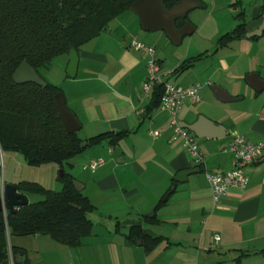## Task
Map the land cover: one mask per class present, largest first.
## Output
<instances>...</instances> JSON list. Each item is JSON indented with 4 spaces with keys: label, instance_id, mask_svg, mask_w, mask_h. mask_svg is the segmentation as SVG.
Returning <instances> with one entry per match:
<instances>
[{
    "label": "crops",
    "instance_id": "crops-1",
    "mask_svg": "<svg viewBox=\"0 0 264 264\" xmlns=\"http://www.w3.org/2000/svg\"><path fill=\"white\" fill-rule=\"evenodd\" d=\"M196 1L202 19L193 26L192 32H198L203 46L191 48L188 45L184 52L175 51L173 69L169 73L173 80H161L182 88L203 86L198 103L184 102L176 115L179 126L191 125L198 117L203 118L201 137H194L203 154L200 167L193 165L178 140L170 141L172 130L168 114L156 107L146 118L143 116L149 102L141 91L145 56L129 48L128 42L132 37L142 39L138 41L155 49L162 38L157 36L156 40H151L140 36L136 31L137 19L130 11L111 20L108 25H112V29L107 25V32L77 50L73 78L64 74L67 55L59 56L62 60L58 79L41 77L60 88L65 106L79 124L76 134L81 141L105 133L125 134L115 145L104 140L96 146H85L78 154L83 160L82 166L100 162L90 174L97 196L92 206L115 220L114 233L121 237L115 244L120 251L121 264H234L232 260L240 252L249 255L239 264H264V259L256 254L264 248V148L261 156L243 169L248 177L246 187L228 190L217 204L210 200L203 175V171L224 174L231 170L232 160L226 145L233 135L253 145H264V97L259 101L257 98L263 90L254 92L244 82V77L251 73L264 81V39H249L264 32V0ZM229 9L236 12L235 16L243 15L245 35L217 47L219 37L238 23ZM112 30H121L122 40L114 37ZM205 43L210 47H204ZM200 55L185 72L171 74L181 62ZM155 58L160 70L161 60ZM208 85L223 93V102L215 100L210 87L205 88ZM151 133L155 134L154 138ZM22 163L13 162L18 168L23 167ZM50 165L40 167L49 171L57 169ZM193 169L199 172L186 176L181 183L174 182L177 173ZM69 175L75 179L71 172ZM19 178L8 170L4 180L7 185H15L21 182ZM5 185L0 184V195ZM170 188L172 191L168 192ZM159 203L160 207L153 213ZM149 212L154 214L156 223H142L141 229L161 241L144 253L140 243L137 247L127 246L124 236L127 222L136 221ZM120 218L121 222L116 221ZM119 227H126V231L121 233ZM213 236L219 237L217 244L211 241ZM31 237L39 244L36 254L40 264H91L87 261L90 256L85 254L88 250L113 245L111 241L102 243L98 239L102 237L96 233H91L80 247L73 249L41 240L44 236Z\"/></svg>",
    "mask_w": 264,
    "mask_h": 264
},
{
    "label": "trees",
    "instance_id": "trees-1",
    "mask_svg": "<svg viewBox=\"0 0 264 264\" xmlns=\"http://www.w3.org/2000/svg\"><path fill=\"white\" fill-rule=\"evenodd\" d=\"M133 1L0 0V151L18 154L29 167L57 166L56 180L61 185L58 192L31 182L13 185L15 192L25 199L27 195H38L42 200L15 207L12 213L0 211V264H30L26 250L12 244V238L44 236L73 249L80 247L82 240L91 234L92 224L87 215L94 208L82 192L74 190V179L62 171V165L80 154L85 146H96L104 140L115 145L125 134L105 133L84 142L77 134H66L56 117L53 100L61 91L46 83L39 73L47 70L54 58L67 55L70 49L77 52L89 40L107 32L108 23L129 11ZM178 1L163 0L162 6L169 9ZM235 19L237 25L219 37L217 47L244 37L243 15L239 13ZM184 21L177 20L175 28ZM249 39H264V32ZM201 56L181 62L171 74L185 72ZM21 62L36 72L43 87L12 83L11 74ZM161 94L162 85L154 86L143 111L145 118L158 106ZM262 109L264 118V101ZM82 142L85 146L80 148ZM160 205L154 207L153 213ZM153 213L150 218L142 216L125 222L127 246H135L138 241L143 252L148 253L161 241L141 229L142 223L155 222ZM256 254L264 259V248ZM248 255L240 252L232 262L239 264Z\"/></svg>",
    "mask_w": 264,
    "mask_h": 264
},
{
    "label": "rangeland",
    "instance_id": "rangeland-1",
    "mask_svg": "<svg viewBox=\"0 0 264 264\" xmlns=\"http://www.w3.org/2000/svg\"><path fill=\"white\" fill-rule=\"evenodd\" d=\"M229 13L235 16L234 10L229 9ZM201 11L200 9H194L186 15V20L185 22L190 25L192 29L194 25H198L199 21L202 19L201 16ZM111 23V22H110ZM108 23V24H110ZM138 24V23H137ZM110 29H112V25H108ZM136 31L140 34V36L143 37H149L154 38L153 40H156L157 36H160L162 40H160V43L156 45V48L154 49L155 52V57H159L161 60V67H160V74L163 75L162 79L164 81H169L171 82L173 79L171 76H169L170 71L173 69L172 65L174 63V52H184L186 48H188V45L192 47H201L203 46V40L201 39L200 35L198 34L197 31L192 32L190 35L183 36L181 39V42L179 45L174 46L172 45L167 38L165 37L163 32L157 31L153 33H146L143 32L139 26L137 25ZM112 34L114 37L122 40L123 34L121 30H112ZM126 38V36H124ZM133 38V37H132ZM137 40V39H136ZM142 40V39H138ZM137 40V41H138ZM162 41V42H161ZM142 42V41H141ZM163 42L165 43L164 48L162 47ZM146 44H149L148 42H144ZM153 45V44H149ZM204 47H210V44L205 43ZM152 48V47H151ZM61 57L54 58L47 70H41L40 71V76L41 77H49L52 79H58L57 75H59V69L61 68ZM43 79H46V78ZM47 83V82H46ZM202 86V85H201ZM210 85H208L207 90H209ZM203 86L201 87V89ZM60 89V88H59ZM264 97V90L257 94L258 101L261 100ZM79 136V135H78ZM0 184H6L7 185V180H4V177H6V172H12L15 174V176H20L19 179H21V182H31V183H37L40 182V186L43 188L53 191V192H58L61 188V185L59 182H57L56 177L58 174V168L55 165V167L51 168H57V169H52V171H49L46 167H40V168H34V167H29L27 165L23 164V167L18 168L16 167L15 160H20L22 162L21 157L18 154L15 153H9V152H1L0 151ZM11 157V160L8 159V157ZM81 155H76L73 158H71L67 164L62 165V171L65 173H70L75 177L73 181L77 182L83 187V190L81 191L84 196H87L89 198V201L92 203L91 205H94L95 198L97 196L95 195V190L92 185V175L91 172L87 169V163H85L84 166H82L81 163H83ZM4 162V165H3ZM51 166V165H50ZM69 166H71L69 168ZM86 167V168H85ZM19 181V180H17ZM17 183V182H16ZM42 200L41 196L38 195H27L26 196V201L28 203H34L37 201ZM97 201V200H96ZM107 214L104 215L103 213L99 212V210H93L91 213L87 215V218L91 221L93 228L91 230V233H96L99 235L98 238L102 243H105V241H111L113 245L108 248L107 245L106 249L101 248L99 250H88L85 254L90 256V259H88V263L91 264H121L120 262V251L115 247V244L120 242L119 238H121L119 235H116L114 233V226H115V220L113 218H107ZM122 218L117 219L116 221L121 222ZM123 226V225H121ZM119 230L121 233L126 231V227H119ZM108 232V234H107ZM41 240H46L51 244V241L47 237H40ZM12 244L15 246L24 248L27 252V259L30 264H40L38 255L36 254L37 249H39V244H37L32 237H20V238H12ZM136 246V245H135ZM137 247V246H136ZM106 253V254H105Z\"/></svg>",
    "mask_w": 264,
    "mask_h": 264
},
{
    "label": "water",
    "instance_id": "water-1",
    "mask_svg": "<svg viewBox=\"0 0 264 264\" xmlns=\"http://www.w3.org/2000/svg\"><path fill=\"white\" fill-rule=\"evenodd\" d=\"M163 0H134L129 6V11L137 19L138 25L143 32H163L167 40L174 46L179 45L183 36L192 33V28L188 23L183 22L179 28H175L177 20L184 21L188 12L199 7L196 0H180L174 3L169 9H164L162 6ZM77 66V55L73 49L67 52V64L64 74L67 78L71 79L75 76ZM11 81L15 85L33 84L36 86H44V83L25 62H21L16 69L12 72ZM244 82L254 92H261L264 90V81L260 80L255 73L248 74L244 77ZM215 100L223 102L221 96L222 92L216 87H210ZM54 104L57 110V119L60 122L64 132L68 135L76 134L79 130V124L72 115V113L65 106L64 99L61 93H56L53 96ZM203 118L198 117L191 125L182 124L180 127L193 134L195 138H200L199 130L200 123ZM85 143H80L79 147L82 148ZM198 169L186 170L177 173L173 180L176 183H181L185 180L186 176L198 173ZM73 188L76 192L82 191V186L77 182H72ZM170 189L168 192H171ZM3 209L0 203V211L13 212V208L23 206L27 203L24 196L18 195L15 192L13 185H5L2 190ZM164 198L161 200L164 202ZM152 212L143 215L144 218L151 217ZM139 246V242L135 243Z\"/></svg>",
    "mask_w": 264,
    "mask_h": 264
},
{
    "label": "built area",
    "instance_id": "built-area-1",
    "mask_svg": "<svg viewBox=\"0 0 264 264\" xmlns=\"http://www.w3.org/2000/svg\"><path fill=\"white\" fill-rule=\"evenodd\" d=\"M128 47L134 51L141 52L145 56V79L141 86L143 96L149 98L154 86L162 85V94L159 98L157 109L168 114L170 118L169 125L172 130L170 141L178 140L193 165L202 166L203 154L195 144L194 136L189 131L182 129L176 120V115L184 102L198 103L201 86L196 84L182 88L163 83L154 49L142 44L135 38L129 40ZM150 135L153 138L155 137L154 133ZM263 148V144H250L241 136L233 135L231 137L226 145V151L230 154L232 160L231 170L224 174L203 171L212 204H217L228 190H241L246 187L248 177L244 174L243 169L261 156ZM99 165L100 162H91L87 165V169L93 171ZM0 203L3 209L2 195H0ZM211 241L217 244L219 237L213 236Z\"/></svg>",
    "mask_w": 264,
    "mask_h": 264
}]
</instances>
